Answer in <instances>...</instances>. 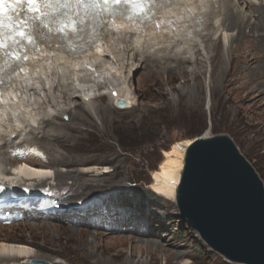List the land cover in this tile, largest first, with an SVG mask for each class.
<instances>
[{
    "label": "rangeland",
    "instance_id": "1",
    "mask_svg": "<svg viewBox=\"0 0 264 264\" xmlns=\"http://www.w3.org/2000/svg\"><path fill=\"white\" fill-rule=\"evenodd\" d=\"M219 1L192 0L196 7H201V15L195 16L200 24L195 29L187 17V22L184 19L176 27L169 26L170 32L160 30L154 41L150 32L143 33L145 40H138L139 35L131 38L120 34L110 47L114 59H106L104 64L102 61L94 69L96 72L82 69L83 72L77 71L79 74L63 75L73 72L74 67L55 56L49 60L47 70L58 74L49 79L42 63L35 69L36 76L40 75L38 79L33 80L32 73L29 75L33 90H18L13 108L0 114V125L4 132L17 131L20 137L16 142L32 131L44 138L41 144L50 154H41L40 159L33 161L47 165L52 177L32 192L21 196L18 193L16 198L34 200L45 196L53 205L45 216L34 213L22 222L0 224V245L25 246L35 257L18 258L8 264H28L25 262L28 260L48 264H126L127 260L129 264H235L212 252L181 220L174 199H166L155 188L157 179L164 176L162 167L176 156V151L182 150L185 141L220 134L234 142L264 184V140L261 138L264 101L255 105L251 101L240 103L242 90L253 87V80L260 82L263 94L259 98H264V45L259 46L262 60L237 69L241 86L236 84L237 91L229 93L220 85L218 77L212 75L211 51L207 50L204 38L209 36L212 48L220 43L222 68H232L229 52L237 31L223 28L225 11L222 8L218 11ZM228 2L231 9L251 22L257 19L255 10L261 6L264 10V0ZM249 2L251 6L247 7ZM165 56L189 59L190 64L186 65L189 69L196 58L202 59L200 80L195 82L193 76H181L177 69L172 74L176 79L172 80L165 72L168 64L174 65L169 62L159 65L156 70L160 75L151 82L142 61L148 57L161 60ZM79 75L87 77L77 81L74 77ZM101 78L105 83L96 87ZM197 82L199 91L193 88ZM69 83L76 88V93ZM111 90L125 91L126 97L119 99L127 102L128 107L116 106ZM193 95L201 96L200 100L192 99ZM64 96L72 99L66 114L61 112L65 110L61 99ZM228 98L233 103H226ZM81 106L88 110L82 123L72 118V114H79ZM99 109L106 111L103 117ZM58 111L60 114L56 115ZM25 113L38 120L50 117L59 129L55 137L49 136L48 127L44 129L49 134H41L44 126L39 122L34 124L30 120L28 127ZM25 151L28 152L20 147L9 157L21 163V156L27 154ZM5 162L0 163V168L13 174L19 162ZM3 186L0 183V193L8 196ZM21 187L25 191L28 184Z\"/></svg>",
    "mask_w": 264,
    "mask_h": 264
},
{
    "label": "bare ground",
    "instance_id": "2",
    "mask_svg": "<svg viewBox=\"0 0 264 264\" xmlns=\"http://www.w3.org/2000/svg\"><path fill=\"white\" fill-rule=\"evenodd\" d=\"M239 1H241L242 3L245 2V0H239ZM200 2H201V0H200ZM163 3H164V5L162 6V11H161L163 18L158 23H156L157 22L156 19H158V16L155 15L152 18L154 22H149L148 24L145 21L141 25L140 24H134V23L122 24L121 22H116V21H114V23L111 25L112 27H108V25H110V24H103L104 26H102V28H101L102 32L100 33L101 34L100 43L95 44L94 45L95 48L94 47L90 48V45L83 46V49L86 47H88L90 49L94 48L96 50L99 49L102 51V53H104L102 58H96L93 62H90L88 60V58L80 59L79 56H73L72 54L63 53V51H61L63 48L61 46L57 47V45L59 44L57 37L55 35H53L50 39V43H51L52 47L47 48L42 53L31 54L30 56H28V62L26 63L27 65H25L23 67V71L19 72L16 76H14V78L11 79L10 87L5 91V93H3L4 96L0 98V101H2L4 103V104L0 103V114L3 115V114H5L4 112L8 111L9 108H13L12 105L14 104V100L15 101L18 100V98L16 97L17 96L16 93L18 92V90H25V91L33 90L32 82L30 81L32 78H28V77L31 73H32L33 80L35 78L38 79L40 77V75L38 77L35 74L36 67H38L42 63H45L42 68L47 72V73L45 72V75L47 77H49V79H50L51 75L58 74L56 72L55 73L51 72V69H50V72H49V70H47L48 67H50L48 64L50 63L49 60H51L52 57H55V56L61 57L65 61L68 62V65L70 67H74L73 72H72V70H70V71L67 70L68 72H64V70H61L64 72L63 75H65L66 73H70V72L71 73H75L77 71L83 72L82 69H87V70L96 72V71H94V69L99 68L100 63L102 61L104 64V61H107L106 59H110V58L114 59V56L110 50V47L112 46L111 43L115 37L117 38V36H119L122 33H124V35L127 34V37L131 36V38H134L135 36L137 37V35H139L140 37H137V39L141 40L143 38L142 37L143 33H147V32L149 33L150 32V34H151L150 36L153 35L152 38H154V39H152V38L151 39L154 41V40H157L156 39L158 36L157 33H160V30L163 33L164 31L171 29L170 27H173V25H174V27H176L179 24V21H181V20L184 21V19L187 17H188L187 19H190L189 21L193 22V23L192 22L191 23L194 24L192 26L194 29H195V26L197 27V25L200 24V22L197 20L199 18H197V17L195 18V16H196V14L201 15L199 12V10H201V7L200 8L196 7V5L194 3H192V0H169L166 3L165 2H163ZM219 4L220 5L218 7V11H220L221 8L225 11L224 17L222 18V22L224 25L223 28L226 30H236L237 31V37H235V39L233 40V48L229 52L230 62L233 63L232 68H230L228 70L222 68L223 62H222V59L220 56V43L213 46V48H212L211 45H209V40H210L209 36L206 35L204 38L206 40L207 50L211 51L210 63H211L212 75L213 76L215 75L214 77H218L220 85L223 87H226V89L228 90L229 93H231V92L233 93L234 91H237L235 88L236 84H239L241 86V82H240L241 79L236 76L237 69L244 68L245 65L251 61H255V63H258L260 60L263 59V57L260 53L261 50L259 49V46L264 45V33H263V30H264V24H263L264 23V10H263L262 6L259 9L255 10V12L258 16H257V19L255 21L251 22V19L242 17L238 11H234L233 9H231L230 3L228 2V0H220ZM250 6L251 5L249 2V4H247V7H250ZM196 8H198V11L196 10ZM193 17L195 18L194 21L191 20V18H193ZM198 17H200V16H198ZM255 18H256V16H255ZM185 21H186V19H185ZM90 27L91 26L85 28L84 30H86ZM157 28H159V29H157ZM168 31H166V32H168ZM84 33H87V31H84ZM132 33H135V34L132 35ZM148 33H147V35H148ZM144 42L145 41H143L142 43H144ZM43 43L45 45H47L46 42H43ZM54 45L56 47H53ZM162 50H164V49H162ZM88 55H90V54H88ZM259 57H262V58L260 59ZM169 62H173L174 65L168 64ZM166 63L168 65L165 67V72L167 75L171 76L172 80L176 79V77L172 76L173 72L176 69L178 70V72L181 76H184V77L193 76V79L195 82L200 80V78L203 74V70H202L203 61L200 58H196L193 66L191 65V69H189L188 66H186V65L190 64V60L187 58L182 59L179 57L172 58L170 56H165L161 60H154V59L148 57L142 61V64H144L145 72H147V74H149L148 78L150 79L151 82L154 81L153 78L158 77L160 75V71L156 70L159 67V65L160 64H166ZM69 66H67V68ZM75 66L77 67V69H75ZM193 67H195V68H193ZM39 68H41V67H39ZM216 71H218V72H216ZM77 74H79V73L77 72ZM92 76H94V75L92 74ZM86 77H87V75L86 76L84 75L83 77L82 76L80 77V75H79V76L74 77V78H76V80L79 81L81 79H85ZM0 79H3L4 83H2V84L6 88L8 86V84L6 83V81L4 80V77L2 75H0ZM155 81H156V78H155ZM253 82H254L253 87H250L249 89L246 88L245 91L242 90V95H240L241 96L240 97L241 98L240 103L251 101V105H255V104L259 103V101H261V100L264 101V98L263 99L259 98V97H261V94H263V92L261 91L260 82L259 81L255 82V80H253ZM102 83H105L104 78L102 80H100L99 83H96L95 86L98 87ZM199 85H200L199 83L195 84V86L193 88L199 91V89H200ZM68 86H70L74 92L77 91L76 88H72V83H69ZM110 92H111V95H112L111 98L113 101H116V99H119L120 97H126V95H127L125 91H117V92L113 91L112 92V90H111ZM22 94H23V92H22ZM124 94H125V96H123ZM193 96H194V98H192V99L197 98L198 100H200L201 96L200 97H199V95H193ZM71 97L75 98L76 96L75 97L71 96ZM99 98H102V96L100 95ZM61 99H63L62 104H64V106H65V107H63V108H65V110H62L61 112H63L62 114H66V112L70 111L69 102H71L72 99L65 98V96ZM92 99L95 100L96 97L92 98ZM238 99H239V97H238ZM225 102L228 104L233 103L231 98H228ZM234 104H236V103L234 102ZM126 107H128V104ZM126 107H123L122 109H124ZM37 108L39 109V108H41V106L40 107L38 106ZM236 108H238V106ZM104 109L98 110V113L100 115L102 114V117H103L104 113L106 112L105 110L107 108L105 110ZM23 113H24V111H23ZM87 113H88V110L84 106H81V107H79V114L78 113L75 115L72 114V118H75L76 121H79L80 123H82V122H84L83 117ZM59 114H60V112L58 111L56 115H59ZM2 115H0V118ZM25 115L28 117L29 120L26 122L23 121V123L25 122V124L28 127L31 126V123H28V122H30V120L34 124H37L39 122L38 124H41L44 126L41 134L48 135L49 133L47 134L45 132V129L48 127V128H50V133H51V134H49V136L51 138L55 137L54 134L59 129H57L56 126L54 127L55 123L51 121L50 117L47 119L42 118L39 120L36 118L38 120L37 121L35 118L31 117L32 114L30 115L29 113L28 114L25 113ZM52 128H54V129H52ZM1 129H2V127L0 125V163L3 164V161H6L5 163L19 162L18 167H16L14 169V173L11 174V175H13V177H11L9 171L6 168H4V167L0 168V183L2 185H4L2 188L7 191V192L5 191L6 193H8V196L5 193H0V201H1L0 204H3V203L5 204L6 202H9V201L12 202L13 200H15V196L13 195V193H15V194L19 193V195L21 196V195H24L25 192L26 193L32 192V190H34V188L38 187L41 183L48 182V180L51 179L52 176L50 177V174H49L50 169H49V167H47V165L38 164L36 161H33V160H36V157L40 158L41 154H44V155L47 153L50 154V151L48 150V148L44 147V145L41 144V143H43V140H44V138L42 136H40V138H39L36 136V134L34 135V133L32 131V132L28 133L26 135V137L21 138L20 142L19 141L16 142L20 137V135L17 133V131L12 130V133H8V132H4ZM2 131L4 133H2ZM261 133H262V131H261ZM261 135H262V137H261L262 140H264V132ZM207 136L208 135H204V137H207ZM190 142H191V140L185 141V143L183 144L182 150H179L178 152L176 151V156L174 158L169 159L168 163L167 162L165 163V165L162 167V171H163L164 176L159 177L157 179V184H156L155 188L158 190V192L161 195H163V197H165L166 199H170V201H171V199H174V197H175V189H176V186L178 184L179 174H180V171L182 168V159H183V155H184V149L187 145L190 144ZM20 147H22V148L24 147L28 151V152L25 151L27 153L26 155H28L27 159L26 160L22 159L23 162H21V163H20V160H17V159L11 160L9 157V154L12 153V151L17 150ZM55 159H58V158H55ZM25 165H27V166H25ZM33 169H36L39 171H33ZM39 181H41V182H39ZM27 184H28V187L25 189V191L21 190L22 189L21 186H26ZM26 204L27 203H25V204L23 203L22 205L25 206ZM22 205H20V206H22ZM33 214L34 213H29V212L25 211L23 213V216L24 217H27L28 215L33 216ZM153 244H150V245H153ZM131 248L136 249L137 247L131 246ZM0 253H2V254H0V264H2V263L8 264L11 261L15 262L16 259H18V258H21V260L34 259L35 258L34 256L30 255L28 249L25 248V246H13V245L1 244L0 245ZM4 254H6V255H4ZM126 264H129V260L126 261Z\"/></svg>",
    "mask_w": 264,
    "mask_h": 264
},
{
    "label": "water",
    "instance_id": "3",
    "mask_svg": "<svg viewBox=\"0 0 264 264\" xmlns=\"http://www.w3.org/2000/svg\"><path fill=\"white\" fill-rule=\"evenodd\" d=\"M174 201L181 220L226 262L264 264V184L227 135L198 136L185 147Z\"/></svg>",
    "mask_w": 264,
    "mask_h": 264
},
{
    "label": "snow or ice",
    "instance_id": "4",
    "mask_svg": "<svg viewBox=\"0 0 264 264\" xmlns=\"http://www.w3.org/2000/svg\"><path fill=\"white\" fill-rule=\"evenodd\" d=\"M155 3L156 0H0V57L10 58L5 61L7 66H21L27 59L23 55L25 47L35 48L37 39L52 47L53 35L63 42L57 47L75 52L72 42L81 38L85 27L91 25L95 37L105 18L120 16L126 22H143L154 16L151 8ZM13 4L20 5L21 19L5 23L3 13L12 11ZM0 83H4L3 79Z\"/></svg>",
    "mask_w": 264,
    "mask_h": 264
},
{
    "label": "trees",
    "instance_id": "5",
    "mask_svg": "<svg viewBox=\"0 0 264 264\" xmlns=\"http://www.w3.org/2000/svg\"><path fill=\"white\" fill-rule=\"evenodd\" d=\"M141 202H143V200Z\"/></svg>",
    "mask_w": 264,
    "mask_h": 264
}]
</instances>
